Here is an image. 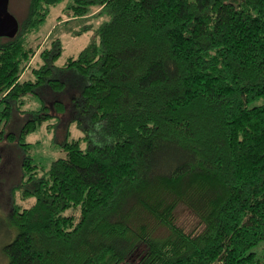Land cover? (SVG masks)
I'll list each match as a JSON object with an SVG mask.
<instances>
[{"label":"trees","instance_id":"16d2710c","mask_svg":"<svg viewBox=\"0 0 264 264\" xmlns=\"http://www.w3.org/2000/svg\"><path fill=\"white\" fill-rule=\"evenodd\" d=\"M61 1L28 0L0 37V142L24 150L17 189L35 199L11 207L7 264H261L264 0H69V18L109 20L59 67L81 77L57 111L83 134L45 168L25 137L49 113L5 128L25 96L65 86L49 76L59 40L39 35ZM179 205L195 229L178 225Z\"/></svg>","mask_w":264,"mask_h":264},{"label":"rangeland","instance_id":"374dc122","mask_svg":"<svg viewBox=\"0 0 264 264\" xmlns=\"http://www.w3.org/2000/svg\"><path fill=\"white\" fill-rule=\"evenodd\" d=\"M68 1L62 0L51 6L39 30V35L42 38L47 37L44 45L49 47L52 40H59L61 54L50 61L53 72L49 76L64 81L65 86L62 90L41 88L38 93L25 96V103L21 108L24 112L13 109L5 128L8 132L18 134L23 123L32 116L30 111L39 109H43V113L47 111L49 114L42 119V123H39L35 130L29 132L25 137V141L30 143L27 153L36 164L45 168H48L53 160L64 156L62 142L68 132L70 138L83 134L82 127L78 126V121L73 119L72 114H62L57 111V104L60 101L69 100L70 103L72 98L76 97L81 77L76 71L64 70L59 67L64 65L68 57L78 55L96 36L99 25L109 20L106 14L69 18L64 11ZM27 4L28 0H10L9 11L18 20H21L27 11ZM36 60L39 61V64L44 62L38 57L34 62ZM35 66L37 65L35 64ZM29 75L30 73L27 72L25 77ZM32 77L35 78V76ZM4 105L5 102L1 104V108ZM83 147H86L85 143H83ZM23 155L24 150L16 141L3 140L0 142V264H7L8 257L4 253V246L16 235V230L10 223L12 205L15 203L22 207H28L35 201L33 197L21 198L17 189L21 180ZM175 218L178 225L187 232L198 226V219L184 205L178 206ZM164 231L163 228L158 227L159 233ZM253 250L261 264H264V240H261Z\"/></svg>","mask_w":264,"mask_h":264},{"label":"water","instance_id":"95a60500","mask_svg":"<svg viewBox=\"0 0 264 264\" xmlns=\"http://www.w3.org/2000/svg\"><path fill=\"white\" fill-rule=\"evenodd\" d=\"M10 0H0V37H12L19 30V20L9 11Z\"/></svg>","mask_w":264,"mask_h":264}]
</instances>
